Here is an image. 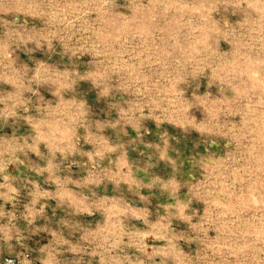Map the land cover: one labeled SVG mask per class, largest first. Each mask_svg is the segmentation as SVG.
Segmentation results:
<instances>
[{"label": "rangeland", "instance_id": "rangeland-1", "mask_svg": "<svg viewBox=\"0 0 264 264\" xmlns=\"http://www.w3.org/2000/svg\"><path fill=\"white\" fill-rule=\"evenodd\" d=\"M0 264H264V0H0Z\"/></svg>", "mask_w": 264, "mask_h": 264}]
</instances>
